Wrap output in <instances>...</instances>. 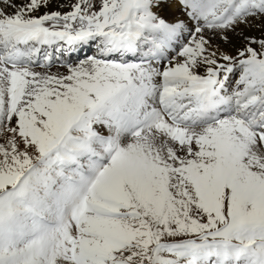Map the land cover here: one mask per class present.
I'll return each instance as SVG.
<instances>
[{"label": "snow or ice", "instance_id": "1", "mask_svg": "<svg viewBox=\"0 0 264 264\" xmlns=\"http://www.w3.org/2000/svg\"><path fill=\"white\" fill-rule=\"evenodd\" d=\"M0 264H264V0H0Z\"/></svg>", "mask_w": 264, "mask_h": 264}]
</instances>
